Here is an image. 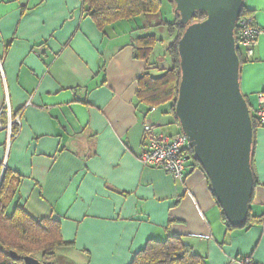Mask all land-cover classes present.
I'll return each instance as SVG.
<instances>
[{
    "label": "crops",
    "instance_id": "obj_1",
    "mask_svg": "<svg viewBox=\"0 0 264 264\" xmlns=\"http://www.w3.org/2000/svg\"><path fill=\"white\" fill-rule=\"evenodd\" d=\"M243 5L262 30L239 73L254 114L255 97L264 93V0ZM155 21L140 16L100 31L82 0H0V112L20 118L10 134L0 131V182L4 171L16 179L5 214L18 208L59 224L66 247L54 264H130L148 241L168 236L205 264H240L243 257L264 264V127L255 130L248 206L258 221L247 228L225 227L192 161L178 182L137 160L145 121L165 136L180 133L160 130L166 119L158 107L148 111L137 97L142 76L168 67L153 55L161 39L147 60L134 54L137 39L156 34ZM8 122L0 114V123Z\"/></svg>",
    "mask_w": 264,
    "mask_h": 264
},
{
    "label": "water",
    "instance_id": "obj_2",
    "mask_svg": "<svg viewBox=\"0 0 264 264\" xmlns=\"http://www.w3.org/2000/svg\"><path fill=\"white\" fill-rule=\"evenodd\" d=\"M168 1L185 26L177 43L180 81L174 116L217 205L228 224L238 228L246 222L254 185L253 120L239 87L234 39L244 0ZM197 13L205 18L191 22ZM9 255L22 264H48Z\"/></svg>",
    "mask_w": 264,
    "mask_h": 264
},
{
    "label": "trees",
    "instance_id": "obj_3",
    "mask_svg": "<svg viewBox=\"0 0 264 264\" xmlns=\"http://www.w3.org/2000/svg\"><path fill=\"white\" fill-rule=\"evenodd\" d=\"M82 1L85 6V12L100 31H103L104 28L117 21L130 20L140 16L152 17L156 20L150 27L155 30L163 31V34L165 33L168 38L169 43L163 49L162 54L168 67L158 76H149L148 74L142 76L138 81L137 97L140 104L146 107L148 111L156 107L168 105V111L178 126L174 116V104L180 81L177 43L185 26L180 23L178 15L173 11L174 7L172 3L167 0L173 11V18L168 22L164 21L160 16L161 0ZM250 15V12H248L243 5L239 17H250ZM204 18V14L197 13L191 22L201 21ZM156 43L157 37L155 35H148L137 39L134 47L135 56L147 60ZM160 43L162 44V40ZM236 52L241 68L248 60L243 57L238 48ZM251 109L250 107V110ZM252 124L253 137L255 138L257 125L254 120ZM14 127L15 126L12 127L11 138L15 137L17 134V128ZM185 157L188 159L187 162H193V167L199 166L193 158L191 149L185 152ZM253 179L255 185L256 181L254 175ZM14 182H16V179L12 174L8 171H4L0 182V264H22L21 260H13L9 252H14L20 259L23 257H32L41 263L54 264L57 251L66 247V244L63 243L60 237L59 224L50 218L32 219L26 215L22 209L18 208L15 209L9 217L5 214L6 207L14 192ZM221 216L228 230L237 229L228 224L222 212ZM256 221H258V219L250 215L248 208L246 222L243 226L238 228H247ZM130 264H205V262L203 258L194 254L191 248L185 245L179 237L168 236L162 242L148 241L144 249L134 255Z\"/></svg>",
    "mask_w": 264,
    "mask_h": 264
},
{
    "label": "built area",
    "instance_id": "obj_4",
    "mask_svg": "<svg viewBox=\"0 0 264 264\" xmlns=\"http://www.w3.org/2000/svg\"><path fill=\"white\" fill-rule=\"evenodd\" d=\"M261 35L262 30L253 23L252 18L246 16L238 18L234 39L236 47L243 52V57L246 60H250L252 57L254 47ZM0 77L2 78V76ZM0 114H6L9 121L6 126L0 123V131L5 130L10 134L11 122L19 125L20 118L16 117L13 121H10L8 109L2 110ZM252 115L257 127H264V93L256 95L255 109ZM156 129L157 126L149 121L142 124L143 139L137 156L138 162L142 166L162 170L175 181L183 182L187 163L185 152L189 149L186 138L181 133L174 136H165L158 133ZM238 262L240 264H255L249 257H243Z\"/></svg>",
    "mask_w": 264,
    "mask_h": 264
},
{
    "label": "rangeland",
    "instance_id": "obj_5",
    "mask_svg": "<svg viewBox=\"0 0 264 264\" xmlns=\"http://www.w3.org/2000/svg\"><path fill=\"white\" fill-rule=\"evenodd\" d=\"M161 2H162V4H161V8H160V16L162 17V19L164 21L170 22L172 20V18H173L172 7L168 3L167 0H161ZM155 32H156V34H155L156 37L158 39H161L162 40V44L158 43V45H157V51L155 53H153V55L156 54V56H157L158 53H159V55L161 56L160 59H163L164 60V57L162 56L163 49L168 45L169 41H168V38L165 35V33L162 35L159 32V30H155ZM159 35H162V36L160 37ZM153 55H152V57H153ZM166 110H167V107L166 106H160L156 110V113L159 116L164 117L166 119L165 122L162 124V127L160 128V130H162L165 133H171L172 134V133H175L176 131H178L179 128L177 126H174V125H170L169 124V121H170L171 117L169 115L165 114L166 113Z\"/></svg>",
    "mask_w": 264,
    "mask_h": 264
}]
</instances>
